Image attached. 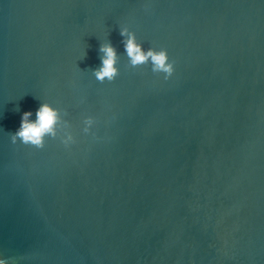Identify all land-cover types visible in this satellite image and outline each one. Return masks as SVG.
Returning <instances> with one entry per match:
<instances>
[{"label":"water","instance_id":"1","mask_svg":"<svg viewBox=\"0 0 264 264\" xmlns=\"http://www.w3.org/2000/svg\"><path fill=\"white\" fill-rule=\"evenodd\" d=\"M120 24L167 50V80L128 65ZM43 100L76 142L12 145ZM0 258L264 264V0H0Z\"/></svg>","mask_w":264,"mask_h":264},{"label":"clouds","instance_id":"2","mask_svg":"<svg viewBox=\"0 0 264 264\" xmlns=\"http://www.w3.org/2000/svg\"><path fill=\"white\" fill-rule=\"evenodd\" d=\"M119 36L123 46V55L127 58V63L131 68L147 64L150 65L151 72L162 73L164 80L172 75L174 62L169 59L166 49L144 48L137 39L136 33L126 24L119 25ZM97 53L99 64L90 70V75L100 83L112 82L119 73L117 65L121 55L118 54L112 43L106 39L99 44ZM68 115L67 110L43 100L34 113L31 110L21 113L18 127L14 132L8 133L9 142L12 145L19 143L42 149L45 146L46 138H48L58 140L64 148H68L76 142L71 131L72 125L67 118ZM81 123L80 131L88 134L94 124V117L84 115ZM0 264H15V262L12 258H0Z\"/></svg>","mask_w":264,"mask_h":264}]
</instances>
